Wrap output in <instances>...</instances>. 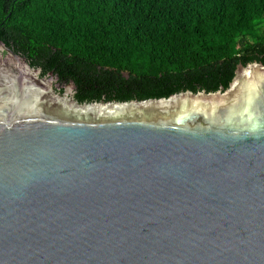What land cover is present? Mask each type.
Listing matches in <instances>:
<instances>
[{
	"label": "water",
	"instance_id": "1",
	"mask_svg": "<svg viewBox=\"0 0 264 264\" xmlns=\"http://www.w3.org/2000/svg\"><path fill=\"white\" fill-rule=\"evenodd\" d=\"M0 47V264H264L262 64L80 104Z\"/></svg>",
	"mask_w": 264,
	"mask_h": 264
},
{
	"label": "trees",
	"instance_id": "2",
	"mask_svg": "<svg viewBox=\"0 0 264 264\" xmlns=\"http://www.w3.org/2000/svg\"><path fill=\"white\" fill-rule=\"evenodd\" d=\"M0 41L80 104L215 93L264 66V0H0Z\"/></svg>",
	"mask_w": 264,
	"mask_h": 264
},
{
	"label": "flooded vegetation",
	"instance_id": "3",
	"mask_svg": "<svg viewBox=\"0 0 264 264\" xmlns=\"http://www.w3.org/2000/svg\"><path fill=\"white\" fill-rule=\"evenodd\" d=\"M3 43V42H2ZM5 45V48L8 50H11L15 55H17L20 59L21 65H19L18 67L23 66L22 64L24 63L27 67V72H37V80H50V75L53 74L52 72H45L44 69H40V68H36L34 66H32V64L28 61V59L26 57H23L22 55L14 52L12 50V48L9 45H6L5 43H3ZM4 61H12L11 57L8 55V53L5 51V49H3L2 47H0V86L4 83V81H2V73H1V62ZM14 65V64H12ZM54 75V74H53ZM54 79L58 78V80L56 81V83H54V85H59L61 87L59 93L62 95L64 92V87L69 86V84H66L65 81L60 80V78L56 75L53 76ZM74 95V93H73Z\"/></svg>",
	"mask_w": 264,
	"mask_h": 264
},
{
	"label": "rangeland",
	"instance_id": "4",
	"mask_svg": "<svg viewBox=\"0 0 264 264\" xmlns=\"http://www.w3.org/2000/svg\"><path fill=\"white\" fill-rule=\"evenodd\" d=\"M66 87H68V86H66Z\"/></svg>",
	"mask_w": 264,
	"mask_h": 264
}]
</instances>
